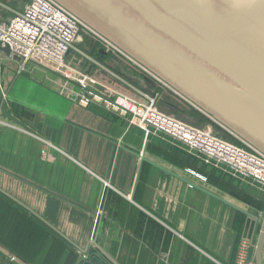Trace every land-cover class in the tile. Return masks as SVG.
I'll use <instances>...</instances> for the list:
<instances>
[{
  "label": "crops",
  "instance_id": "obj_1",
  "mask_svg": "<svg viewBox=\"0 0 264 264\" xmlns=\"http://www.w3.org/2000/svg\"><path fill=\"white\" fill-rule=\"evenodd\" d=\"M28 1L0 0V24ZM88 47L107 72L77 56L68 65L124 93L157 92L95 41ZM20 65L0 52V190L24 206L0 193V264H111L99 249L115 264H234L244 239L254 259L263 187L103 100L81 105L74 95L91 88L80 76L44 60ZM170 98L175 115L182 103Z\"/></svg>",
  "mask_w": 264,
  "mask_h": 264
},
{
  "label": "water",
  "instance_id": "obj_2",
  "mask_svg": "<svg viewBox=\"0 0 264 264\" xmlns=\"http://www.w3.org/2000/svg\"><path fill=\"white\" fill-rule=\"evenodd\" d=\"M53 1L176 95L264 154V0ZM0 52L10 54L8 47H0ZM263 248L264 213L254 245L255 264H263ZM77 264L105 263L91 256Z\"/></svg>",
  "mask_w": 264,
  "mask_h": 264
},
{
  "label": "built area",
  "instance_id": "obj_3",
  "mask_svg": "<svg viewBox=\"0 0 264 264\" xmlns=\"http://www.w3.org/2000/svg\"><path fill=\"white\" fill-rule=\"evenodd\" d=\"M83 31L89 32L96 38L95 42L101 45L100 50L106 53L110 50L117 52L130 61L53 0H29L21 11H14L7 23L0 24V47H8L10 53L20 59L21 70L30 62L48 61L56 69H63L80 76L86 81V85H95L107 95L106 97L92 89H84L85 91L81 94L74 95V100L81 105L88 106L94 100H103L111 108L123 114H129L132 125L163 133L184 145L205 163L228 169L238 176L251 179L264 188L263 153L232 135L132 61L130 62L137 66L152 83L170 92L207 118L208 123L203 127H195L178 120L174 115L163 113L158 109L156 105L158 93L146 90L142 92L133 88L130 89L131 94L124 93L113 86L88 78L68 65V57L80 56L93 68L98 67L107 72L104 66L80 49L83 42ZM219 130L236 138L239 144H233L221 138ZM250 247L251 243L247 239L239 243L234 264H255L254 259L249 257Z\"/></svg>",
  "mask_w": 264,
  "mask_h": 264
},
{
  "label": "rangeland",
  "instance_id": "obj_4",
  "mask_svg": "<svg viewBox=\"0 0 264 264\" xmlns=\"http://www.w3.org/2000/svg\"><path fill=\"white\" fill-rule=\"evenodd\" d=\"M82 37H83V42H82V44H81V48L80 49H82V50H86L87 48H89L88 46H89V43L91 42V41H95L96 40V38L92 35V34H90L89 32H87V31H83V33H82ZM101 46V45H100ZM105 52V51H104ZM108 53H112L113 55H114V57H115V59H117V60H119V61H121V62H123V63H125L126 65H127V67L128 68H130L131 70V72L133 71L134 73H136V77H139V76H141V77H143V76H145V74L137 67V66H135L134 64H132L130 61H128L127 59H125L123 56H121L120 54H118L117 52H114V51H111L110 50V52L108 51ZM77 57H80V56H77ZM77 57H75V58H77ZM69 58V57H68ZM67 58V59H68ZM73 58V57H72ZM94 59V58H93ZM82 60L83 61H85V59L84 58H82ZM95 60V59H94ZM97 61V60H96ZM100 65H102L99 61H97ZM103 66V65H102ZM114 66V65H113ZM106 70H108L106 67H104ZM94 70H100L98 67H96V69L95 68H93ZM138 74H140L139 76H138ZM123 82H125L123 79H121ZM143 80V79H142ZM109 84V83H108ZM121 85H123V86H125L124 84H122V83H120ZM115 85V84H114ZM144 85V84H143ZM125 87H127V86H125ZM90 88L94 91V92H96V93H98V92H100V90L98 89V87L97 86H90ZM133 89H136V90H138L139 91V89L137 88V87H133ZM142 92H143V90H141ZM161 91H163V95L165 96H169V95H172L170 92H167V91H164V90H161ZM148 92H151V91H149L148 90ZM164 96H159L158 98H157V100H156V105H157V107H158V109L160 110V111H162L163 113H166V114H169V115H174V114H171V112L174 110V108L173 109H171V110H169L168 108H167V106L169 107V104L167 103V102H165V100H162V98H164ZM175 97V96H174ZM171 99V98H170ZM173 99V101H174V104H176V103H181L182 101L181 100H176V99H178L177 97H175V98H172ZM171 99V100H172ZM183 103V102H182ZM182 105V104H181ZM185 105H187V104H185ZM188 106V105H187ZM187 106H185V107H187ZM189 107V106H188ZM188 107H187V109H188ZM190 110H192V111H194L195 112V110H193L191 107L189 108ZM175 113V112H174ZM196 114L194 115V116H192L191 115V117H189L186 113H182V114H179V115H177V119L178 120H181V121H183V122H186V123H188V124H191V125H193V126H195V127H201V126H204V124H206V123H208V119L207 118H205L204 116H202L201 114H199L198 112H195ZM219 135H220V137L221 138H223V139H225L226 141H228V142H230V143H233V144H239V142H238V140L236 139V138H234L233 136H231L230 134H228L227 132H225V131H221V130H219Z\"/></svg>",
  "mask_w": 264,
  "mask_h": 264
},
{
  "label": "trees",
  "instance_id": "obj_5",
  "mask_svg": "<svg viewBox=\"0 0 264 264\" xmlns=\"http://www.w3.org/2000/svg\"><path fill=\"white\" fill-rule=\"evenodd\" d=\"M124 89V88H123ZM127 90V89H126ZM162 89L159 87L158 89H157V92H160ZM128 91V90H127ZM129 92V91H128ZM156 92V91H155ZM156 92V93H157ZM162 92V91H161ZM159 94V93H158ZM182 103V102H181ZM185 106H187V105H185V103H182V105H178L177 104V106H176V109H175V117H177V115H179V114H182V113H186L189 117H191V115L192 116H194L196 113L194 112V111H192V110H190L189 108L190 107H188V109H187V107H185ZM178 118V117H177ZM205 125V124H204ZM201 127H203V126H201Z\"/></svg>",
  "mask_w": 264,
  "mask_h": 264
},
{
  "label": "flooded vegetation",
  "instance_id": "obj_6",
  "mask_svg": "<svg viewBox=\"0 0 264 264\" xmlns=\"http://www.w3.org/2000/svg\"><path fill=\"white\" fill-rule=\"evenodd\" d=\"M144 78V76L142 77V79ZM143 81H144V79H143ZM145 83H146V81H144ZM147 84V83H146ZM152 86H154V87H158L157 85H153V84H151Z\"/></svg>",
  "mask_w": 264,
  "mask_h": 264
}]
</instances>
